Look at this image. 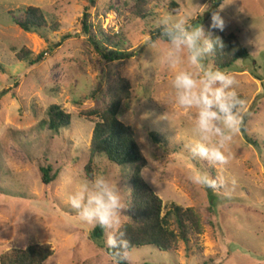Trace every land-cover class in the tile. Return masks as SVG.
Wrapping results in <instances>:
<instances>
[{"label":"rangeland","instance_id":"obj_1","mask_svg":"<svg viewBox=\"0 0 264 264\" xmlns=\"http://www.w3.org/2000/svg\"><path fill=\"white\" fill-rule=\"evenodd\" d=\"M147 1L149 15L140 18L133 11L139 0H0V94L8 91L0 98V256L40 243L54 248L48 264H118L107 252L110 233L92 238L97 226L71 209L62 186L87 179L94 123L81 111L95 105L94 92L104 96L120 76L132 85L120 119L134 129L147 161L143 176L163 199V214L175 205L191 207L202 229L174 253L133 248L137 264H264V0H224L222 9L215 0ZM30 6L45 13L49 27L28 32L17 24ZM86 11L105 32L123 33L125 47L137 55L107 62L91 50L83 33ZM217 11L223 31L236 33L251 55L226 70L245 110L229 163L214 167L192 156L193 117L175 105L172 73L148 43L161 13L188 15L193 26L206 27ZM24 49L32 58L45 52L43 61L18 59ZM205 64L215 67L210 53ZM53 104L72 115L71 126L58 134L44 125ZM152 132L164 141L156 142ZM43 167L58 175L50 185L42 180ZM93 167L94 176L119 181L127 204L119 228L128 220L134 166L101 156ZM197 171L217 179L218 187L193 184L189 177Z\"/></svg>","mask_w":264,"mask_h":264},{"label":"trees","instance_id":"obj_2","mask_svg":"<svg viewBox=\"0 0 264 264\" xmlns=\"http://www.w3.org/2000/svg\"><path fill=\"white\" fill-rule=\"evenodd\" d=\"M224 0H215L214 6L219 7ZM148 1L139 0L133 10L135 16L147 18L149 15ZM172 6L179 8L180 4L172 1ZM17 24L28 32H37L49 27L45 13L34 6L24 10L21 19H16ZM198 20L197 22H199ZM206 33L213 37H220L223 41L222 48H216L210 53L215 68L229 70L239 61L248 59L251 55L249 49L241 42L234 32L226 33L219 29L204 27ZM83 33L85 34L89 48L96 52L107 62H123L137 55L136 50L125 47L127 39L121 32H105L101 25L95 22L92 15L86 11L83 18ZM160 29L155 28L151 32V41L160 39ZM32 52L22 50L16 57L20 60H28L31 65H37L43 61L45 52L35 58ZM132 85L126 78L116 76L108 85L104 96L93 93L95 105L81 111V116L94 123V129L89 148V161L85 166L87 179L94 176L93 163L96 157L105 156L110 162L117 165L134 166L130 183L131 193L129 197L128 220L117 229L123 234L130 247H151L160 252H175L181 241H189L192 231L200 234L202 232L199 215L191 207L184 208L175 205L165 214L164 201L145 180L143 170L147 165L144 153L136 139L134 129L125 124L121 119V111L130 106L132 96ZM8 91L0 94V98ZM245 99L242 94H239ZM72 115L65 111L60 105L53 104L47 112V125L51 132L58 134L62 129L70 127ZM43 126V125H42ZM156 142H163L164 137L157 132H152ZM256 143L257 140H252ZM58 175L52 174L51 167L42 168V180L50 185L57 179ZM105 234V230L97 226L91 233L92 238L99 239ZM108 254L118 263L125 264L123 260L118 261L115 250L107 247ZM54 255L51 244H31L25 248H12L0 256V264H48V260Z\"/></svg>","mask_w":264,"mask_h":264},{"label":"clouds","instance_id":"obj_3","mask_svg":"<svg viewBox=\"0 0 264 264\" xmlns=\"http://www.w3.org/2000/svg\"><path fill=\"white\" fill-rule=\"evenodd\" d=\"M211 21V28L224 30L225 20L219 11L212 14ZM156 27L161 37L149 41L148 47L157 51L160 63L172 73L175 105L193 117L192 156L214 167L227 165L231 143L242 123L245 100L239 95L237 81L230 72L205 64L206 56L222 48L223 41L206 33L203 26H193L188 15L161 13ZM189 179L206 188L216 189L219 184L217 179L199 171ZM62 195L83 222L110 233L106 243L115 250L118 261L137 264L129 242L117 230L127 208L119 181L98 174L62 186Z\"/></svg>","mask_w":264,"mask_h":264}]
</instances>
